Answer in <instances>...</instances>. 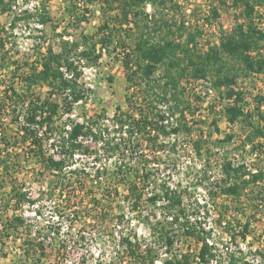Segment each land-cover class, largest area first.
<instances>
[{"label":"trees","instance_id":"trees-1","mask_svg":"<svg viewBox=\"0 0 264 264\" xmlns=\"http://www.w3.org/2000/svg\"><path fill=\"white\" fill-rule=\"evenodd\" d=\"M36 1L46 4L52 0ZM17 2L0 0V12H10ZM64 2L69 15L57 23H52L50 15L39 13V22L50 24L58 42L47 43L44 52L36 53L35 59L27 63V71L21 73L17 65L14 78L23 81L24 89L19 91L11 85L3 98L13 101L14 105L23 102L25 109L23 113L13 109L17 130L12 136L0 137V144L6 142L0 148V179L13 183L15 210L26 203L36 209L34 217L15 214L2 219L0 242L10 235L22 239L23 255L28 263L44 264V258L50 257L49 237L58 238L60 223L65 218L70 219L67 214L71 211L70 201L60 203L55 199L56 194L80 184L83 195L78 202L83 207L78 206L76 216L83 214L86 221L77 229L75 241L88 252V246L95 238L87 228L95 227L100 232L99 237L113 233V225L125 223L126 207L130 212L139 211L145 190L152 187L150 199L154 203L160 202L163 208L148 216L153 243L142 249L136 233L122 234V264H145L147 260L151 264L159 255L153 246L165 247L168 255L164 264H254L242 249L210 239V230L202 220L209 214L208 204L191 200L189 186H173L159 181L148 169V155L141 143L146 140L149 144L147 150H154L159 142L161 146L166 144V138L180 133L191 134L193 129L187 125L186 119L192 101L182 83L188 79L209 81V86L227 100L223 111L228 122H240L248 127L235 148L226 150L221 163L222 176L214 181V189H211L214 199L226 194L232 205L247 216L239 232L232 227L234 219L227 221L224 228L228 230L232 243L238 248L237 237L247 239L252 217L259 220L258 214L264 216V90L259 87V83L264 84V26L261 25L264 22V0H232L240 10L237 23L231 30L221 28V40L208 41L206 48L200 42L204 36L203 28L179 16V0H150L151 11L147 0ZM95 7L99 9L100 22L95 32H89L84 24L90 23L96 15ZM34 14L25 7L14 12L11 28ZM211 14L206 19L207 24L221 16L217 6L212 7ZM63 22L62 31H57ZM6 30L0 24V50L6 46L2 37ZM39 38L46 40L47 36ZM106 54H116L122 60L128 87L132 90L126 95L131 110L118 109L110 123L101 114L84 121H74L70 117V121H61L88 95L89 88L81 80L83 63L95 67ZM37 87H47L45 98L36 93ZM248 94L253 95L255 103L248 101ZM214 122L218 131L216 119ZM193 144L195 153L201 158L213 152L206 138H197ZM176 145L173 143L174 149ZM22 156L25 161L33 160L37 165L36 180L48 183L35 198L23 189L24 183H18L15 176L21 170L18 165ZM248 156L252 157L250 161ZM84 157H91L93 165L87 167L82 162ZM113 159L118 165L116 171L110 172L104 161ZM208 160L206 158L205 162ZM132 162L142 164L143 169H138L130 180L134 169ZM91 168L94 171L90 172ZM91 176L97 181L108 180L110 176L109 183L97 193L91 187H85ZM206 178L205 173L203 179ZM120 185L130 191L129 195H123L125 204H122ZM45 195L47 200H55L57 213V219L51 214L47 223L43 219V205L40 206ZM221 206L223 212L230 211L228 203ZM218 220L221 222L222 217ZM188 238L199 245L196 250H174L176 244L184 243ZM66 248L64 243L57 241L52 251L62 252ZM257 254V264H264V241ZM63 262L58 259L54 264ZM98 264L117 262L111 260Z\"/></svg>","mask_w":264,"mask_h":264},{"label":"rangeland","instance_id":"rangeland-1","mask_svg":"<svg viewBox=\"0 0 264 264\" xmlns=\"http://www.w3.org/2000/svg\"><path fill=\"white\" fill-rule=\"evenodd\" d=\"M181 4L179 16H184L187 21L192 24L199 25L204 30V36L200 40L201 45L206 48L207 42H219L221 40V28L222 30H231L238 21L240 15L239 9L236 8L232 0L222 2L221 0H179ZM148 9L151 11L152 6L150 0H147ZM213 6L219 8L221 16L217 21L212 24H207V17L212 16L211 9ZM31 9V12L35 13L32 18L21 19L16 24L15 28H11V21L14 12L20 11L22 8ZM43 12L51 16L52 23H57L62 18H67L69 12L67 11L64 0H52L48 3H42L36 0H18L17 4L10 12H0V24L3 28H6L7 33H3L5 48L0 50V131L2 135L7 137L12 136L17 130V123H14L13 109H17L18 113H23L24 103L14 105V102L9 100H3L6 97V90L14 85L19 91L24 89V83L18 78H14L13 71L17 65L20 66V72L28 70V62L35 59L36 53L44 52L47 43L55 44L58 42L56 36L50 24L44 25L39 22V13ZM95 16L90 23H85V28L89 32H95L98 23L100 22V15L98 7H95ZM66 22V21H65ZM63 22L57 31H62ZM264 26V22L261 23ZM47 36L46 40L39 38L41 35ZM40 39V40H39ZM47 41V42H45ZM42 45L41 48L38 45ZM38 47V48H37ZM84 73L81 77L82 82L89 88L88 95L85 99L78 102L71 114L62 117L61 121H84L95 114H101L107 117V123H110V118L119 111L118 109L131 110L126 100V95L132 90H129L126 71L123 66L122 60L118 59L116 54H106L101 58L99 64L95 67H88L85 63ZM206 80H184L182 85L187 89L188 99L192 101V106L187 112V125L191 126L193 131L191 134L186 135L180 133L179 135H173L170 138H166V144L163 146L159 142L158 146L154 150H147L149 144L146 140L141 143V148L146 149V153L149 160L148 169L152 170L159 181H166L169 184L175 186L181 184L186 187L189 186L191 192V200L198 199L201 204H208L209 214L204 220L206 228L210 230V239L223 242L225 245L235 249H242L243 253L248 257L252 263H258L257 254L258 249H262L264 241V216L258 214L255 220L252 217L251 231L246 240H243L241 236L237 237V246L232 243L231 236L227 232L225 227L227 221L234 219L232 227L235 232L243 229L244 223L247 220V216L244 212L239 211L231 203V198H228L226 194L213 198L211 189H214V181L220 178L221 175V163L224 154L227 151L235 148L240 142L243 136L246 134L248 127L242 125L240 122L230 124L224 114L223 107L227 103V100L221 98L220 94L209 86L210 82ZM261 90H264V84L259 83ZM36 93L41 94L42 97L47 96V87H37ZM248 101H254L253 95L248 94ZM201 99V100H200ZM255 103V101H254ZM70 117V119H69ZM177 116H174V118ZM176 119V118H175ZM218 125L219 130L215 129V122ZM206 138V143L213 149V152L199 157L194 150V140L197 138ZM11 141H13L11 139ZM176 142V147L172 146ZM5 141H1L0 148L4 147ZM12 143V142H11ZM168 143V144H167ZM206 147V146H205ZM166 149V150H164ZM173 151V152H171ZM14 154V153H11ZM250 161L251 156H248ZM209 159L205 162V159ZM24 159V160H23ZM23 156L20 158L19 165L21 170L15 173L18 177V183H24V190L30 194L33 198L37 197L40 192L47 187L48 183L44 181H38L35 178V169L37 165L33 160L25 161ZM82 162L87 167L93 165V159L91 157L82 158ZM107 163L110 172H114L117 169L118 162L113 159L104 161ZM134 166L133 172L130 173L129 179L132 180L135 177L138 169L142 170V164H136L132 162ZM94 171L91 168L90 172ZM207 174L206 179L203 176ZM113 175V174H112ZM111 175V177H113ZM110 179V176H108ZM109 179L94 180L91 176L89 182L85 187H91L97 193L101 192V188L106 183H109ZM213 182V183H212ZM13 183L11 180L0 179V235L3 231L2 219L15 214H24L34 217L36 206L29 205L28 203L22 205L18 210L14 209V198L12 196ZM72 185V184H69ZM120 193L123 195H129L130 191L127 187L120 185ZM80 184L69 186L64 193L57 192L56 198L58 202L70 201L71 211L67 214L70 219H64V222L60 223V235L55 238L54 235L50 236L48 241V251L50 257L44 258V264H54L56 260L64 261L62 264L70 262L80 264H98L100 262H109L115 260L117 264H122L121 260L122 246L120 244L121 235L124 233H136L141 243V248L151 247L152 230L151 220H148V216L153 212L162 211L163 208L160 202L154 203L150 199L152 187L145 190V195L141 202V207L137 212H130L126 207V220L122 226L117 224L113 225L114 232L107 233L105 236H98L99 230L95 227H88L87 230L93 234V238L88 246L90 249L88 252L86 249L79 245L75 241L76 231L86 221L85 216L79 214L76 216L78 206H82L78 202L80 196H82ZM43 204V219L47 223L51 214L56 216V203L54 201L47 200V195L44 196ZM230 206L229 212H223L224 208L222 204ZM8 204V205H6ZM83 207V206H82ZM53 211V212H52ZM223 213V214H222ZM87 214V213H86ZM67 217V216H66ZM163 217V216H162ZM222 217V221L219 222V218ZM240 220L241 222H238ZM111 223V222H110ZM116 223V222H113ZM1 239V238H0ZM57 239V240H56ZM22 239H16L15 236L10 235L4 238V242H0V264H29L28 260L23 255ZM56 240V241H55ZM54 241V245L51 243ZM57 241H61L66 245L65 251H52L55 248ZM185 243V244H184ZM184 243H178L174 246L175 251L179 249H191L196 250L199 245L193 239H185ZM153 246V245H152ZM158 250V256H155L151 264H163L164 259L167 257L165 253V247L153 246ZM157 253V252H156ZM87 261V262H86ZM147 260L145 264H148Z\"/></svg>","mask_w":264,"mask_h":264},{"label":"built area","instance_id":"built-area-1","mask_svg":"<svg viewBox=\"0 0 264 264\" xmlns=\"http://www.w3.org/2000/svg\"><path fill=\"white\" fill-rule=\"evenodd\" d=\"M4 100V99H3ZM6 101H9V99L8 98H6L5 99ZM0 102H1V99H0ZM0 135H1V131H0ZM163 264H164V262H163Z\"/></svg>","mask_w":264,"mask_h":264}]
</instances>
